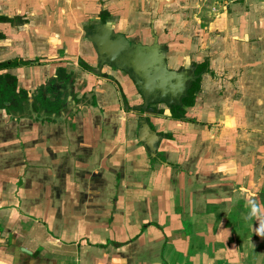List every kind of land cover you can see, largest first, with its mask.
Listing matches in <instances>:
<instances>
[{"label": "crops", "instance_id": "obj_1", "mask_svg": "<svg viewBox=\"0 0 264 264\" xmlns=\"http://www.w3.org/2000/svg\"><path fill=\"white\" fill-rule=\"evenodd\" d=\"M208 2L0 0L31 98L0 110V264H264V0ZM105 33L209 62L185 118L143 107Z\"/></svg>", "mask_w": 264, "mask_h": 264}, {"label": "water", "instance_id": "obj_2", "mask_svg": "<svg viewBox=\"0 0 264 264\" xmlns=\"http://www.w3.org/2000/svg\"><path fill=\"white\" fill-rule=\"evenodd\" d=\"M105 35H94L98 39L97 41L94 38V41L100 56L102 53L108 55L106 59L101 57L102 63L108 61L112 66L127 72L132 70V73L136 74V77L131 75L144 97V108L148 107L149 104L164 103L168 106L170 113L172 105L178 104L185 107L182 104V98L186 95L190 82L195 80L194 71H192L193 75H187L181 71L169 69L167 55L161 49L158 40L154 41L153 46L140 47L135 42L127 40L123 35V44L118 42L121 41L122 36H116L117 41L110 40L109 35L106 33ZM124 45L133 48L137 46L139 48L137 55L133 54L132 51L125 52ZM119 54L122 57L118 56ZM187 60L190 59L187 58ZM30 100L29 97L28 104L31 103ZM151 109L155 110L152 107ZM143 125L150 130L147 122Z\"/></svg>", "mask_w": 264, "mask_h": 264}, {"label": "trees", "instance_id": "obj_3", "mask_svg": "<svg viewBox=\"0 0 264 264\" xmlns=\"http://www.w3.org/2000/svg\"><path fill=\"white\" fill-rule=\"evenodd\" d=\"M0 21L7 22L12 21V19L8 18L6 15H0ZM2 38L3 35L0 34V39ZM17 64L18 63L14 61L6 62L0 64V67L8 68ZM82 64H84L89 69L92 68L84 62H82ZM208 65V61H204L196 65V70L194 72L195 80L190 82L187 93L182 98V104H184L185 107H182L178 104L172 105L171 107L172 116L174 118H185L187 108L194 106L197 98V93L200 90L202 76L205 71L207 72ZM28 102V93L25 89L19 88L17 77L10 73L0 74V110L6 109L9 113L22 114L24 106L25 104L27 105ZM30 107H32V112H37L36 106H28L29 109Z\"/></svg>", "mask_w": 264, "mask_h": 264}, {"label": "rangeland", "instance_id": "obj_4", "mask_svg": "<svg viewBox=\"0 0 264 264\" xmlns=\"http://www.w3.org/2000/svg\"><path fill=\"white\" fill-rule=\"evenodd\" d=\"M211 1H212V0H211ZM218 1H219V0H218ZM200 3H201V1H200ZM208 3H209L208 0H203V5H202V6H203V10L208 9ZM221 3H222V2L219 3L220 6L218 5V6L216 7V10H217V11H214L215 13H216V12L219 13V12H220V8H224V9H225L226 5H225V4H222V5H221ZM200 6H201V5H200ZM200 8H201V7H198L199 10H200Z\"/></svg>", "mask_w": 264, "mask_h": 264}, {"label": "flooded vegetation", "instance_id": "obj_5", "mask_svg": "<svg viewBox=\"0 0 264 264\" xmlns=\"http://www.w3.org/2000/svg\"><path fill=\"white\" fill-rule=\"evenodd\" d=\"M164 47H165V46H162V47H161V49L165 50V48H164Z\"/></svg>", "mask_w": 264, "mask_h": 264}]
</instances>
